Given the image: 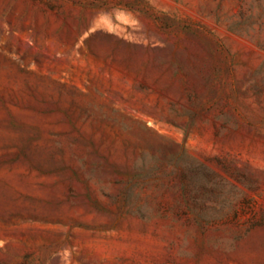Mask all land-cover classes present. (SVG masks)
Wrapping results in <instances>:
<instances>
[{"label":"rangeland","instance_id":"374dc122","mask_svg":"<svg viewBox=\"0 0 264 264\" xmlns=\"http://www.w3.org/2000/svg\"><path fill=\"white\" fill-rule=\"evenodd\" d=\"M0 264H264V0H0Z\"/></svg>","mask_w":264,"mask_h":264}]
</instances>
